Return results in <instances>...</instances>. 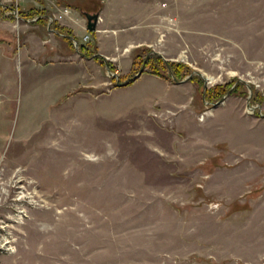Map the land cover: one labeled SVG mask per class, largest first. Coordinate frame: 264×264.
I'll return each instance as SVG.
<instances>
[{"label":"rangeland","instance_id":"rangeland-1","mask_svg":"<svg viewBox=\"0 0 264 264\" xmlns=\"http://www.w3.org/2000/svg\"><path fill=\"white\" fill-rule=\"evenodd\" d=\"M62 1L102 2L0 0V264H264V0L168 7L148 48L202 87L147 67L115 86L133 50L105 57L114 72L81 55L49 27L92 47ZM30 8L52 17L36 23Z\"/></svg>","mask_w":264,"mask_h":264},{"label":"crops","instance_id":"crops-1","mask_svg":"<svg viewBox=\"0 0 264 264\" xmlns=\"http://www.w3.org/2000/svg\"><path fill=\"white\" fill-rule=\"evenodd\" d=\"M101 1H99L101 2V6H99L96 11L100 12L99 21L105 22L109 30L106 28V30H104L105 33L103 34H101L102 30L97 29L95 31V46L97 48V54L103 56L104 58L108 57L109 55L110 58H113V51L119 49H123V51L128 53H130L132 50L134 52L135 48L140 46H147L152 49H155L157 42H159L161 40V37L164 36L163 34L165 32L167 20V9L175 0ZM72 8V10L70 9L69 15H67L69 17V20H71V22L69 23L70 25L68 24V26L75 27V30L79 29L84 34L86 22L85 24H82L81 19L77 17V15H79L78 11L80 10H78V8ZM132 9L136 11V17L134 20L128 21L127 23L121 25V27L114 26L115 22L126 20L127 18L124 17L125 12L130 11ZM119 29L129 30H125L124 34H119ZM134 29H138V31L133 32ZM75 33L77 34V30L75 31ZM110 34H112L111 36L113 37H111ZM104 41L108 42L111 45L109 48L111 50L110 54L102 55L98 53V49L100 51H103L102 45ZM155 52L159 53L158 51ZM90 57L93 58V55Z\"/></svg>","mask_w":264,"mask_h":264},{"label":"trees","instance_id":"trees-1","mask_svg":"<svg viewBox=\"0 0 264 264\" xmlns=\"http://www.w3.org/2000/svg\"><path fill=\"white\" fill-rule=\"evenodd\" d=\"M81 3V2H80ZM79 3V4H80ZM62 5H71L74 8H78V10L86 12V11H96L99 6H101L100 3L96 4L94 7L92 3L87 7V5L80 6L78 4H72V3H66L62 1ZM27 13H23V16L26 18H35L34 22L36 23H42L47 24L49 17H52L49 11H47L44 8H30ZM49 27L53 29L54 31L63 34V37L68 41L69 46H71L73 49L76 48L73 44V40L76 41L78 44V52L83 55L90 57L93 55V59L96 60L99 64L105 65V63L108 64V69L111 72L115 71V66L107 61L103 56L97 54V48L95 46V41L93 44H91L92 47H90V43L87 44H79L77 38L75 35H73L72 30L66 26L59 25L52 17V20L49 22ZM94 36L95 31H89ZM132 69L129 74L127 75H118L117 82L115 83V86L123 85V81L127 79V81L124 83V85H128L132 82H134L137 78L141 76L142 73L137 74L139 70L143 67L148 68V72L152 75H155L157 77H160L161 79H170V80H181L186 75L190 74L192 71L189 68L188 65L180 63V62H174V61H168L164 59L160 54L153 52L150 48L147 46H140L136 47L134 50V55L132 57ZM137 74V75H136ZM114 79V78H113ZM189 81L195 82L198 87L203 86V81L201 78H199V75L192 74L188 77ZM202 81V82H201ZM231 84L226 85H216L212 88L211 92L213 94L211 95L208 90L205 91V97L206 99H215L219 100L222 98V96L227 93V90L230 88ZM242 86L241 82L236 83L233 88L231 89V93H241L238 91Z\"/></svg>","mask_w":264,"mask_h":264},{"label":"water","instance_id":"water-1","mask_svg":"<svg viewBox=\"0 0 264 264\" xmlns=\"http://www.w3.org/2000/svg\"><path fill=\"white\" fill-rule=\"evenodd\" d=\"M83 16H84V19L86 21V24H85L86 30L87 31H96L97 30L98 21L100 20V12L99 11H95V12H83ZM105 66L108 68L107 63L105 64ZM142 69H143V67L139 70V72L137 74H140L142 72ZM188 77L189 76H187L184 79H182L181 81H177V82L180 83V82H182L184 80H187ZM125 82H123V84ZM226 94H229V91ZM249 94H250V92H249ZM222 98L218 102L222 101ZM247 98H249V96ZM246 107L248 109L251 108V106L249 105V99H247Z\"/></svg>","mask_w":264,"mask_h":264},{"label":"built area","instance_id":"built-area-1","mask_svg":"<svg viewBox=\"0 0 264 264\" xmlns=\"http://www.w3.org/2000/svg\"><path fill=\"white\" fill-rule=\"evenodd\" d=\"M61 11H62V14L63 15H68L69 12H70V9L68 7H63ZM84 38L86 39L87 38V35H85ZM74 45H76V42L75 41H74Z\"/></svg>","mask_w":264,"mask_h":264}]
</instances>
